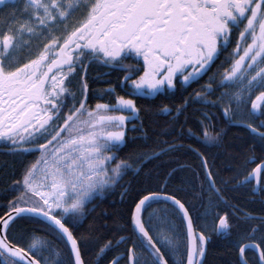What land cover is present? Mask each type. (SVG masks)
Returning <instances> with one entry per match:
<instances>
[{
  "label": "snow or ice",
  "instance_id": "obj_1",
  "mask_svg": "<svg viewBox=\"0 0 264 264\" xmlns=\"http://www.w3.org/2000/svg\"><path fill=\"white\" fill-rule=\"evenodd\" d=\"M4 9L14 13L0 27V144L13 155H38L13 181L0 215V264H92L86 248L95 227L81 232L80 220L95 196L119 186L132 169L117 152L127 122L139 119L136 97L167 95L206 76L196 98L250 134L246 160L255 166L237 184L264 192V0H0ZM225 54L221 71L209 75ZM129 59L135 66L125 64ZM94 64L126 74L103 93L109 102L93 106L87 69ZM217 91L216 100L207 99ZM186 108L187 101L161 112L179 116ZM202 115L199 135L188 134L222 146L225 129ZM197 155L214 195L209 204L229 206L207 159ZM154 202L163 206L145 220ZM237 212L213 211L212 231L235 237V264H264V215ZM129 215L131 234L97 245V264L122 245L123 256L109 264H169L168 253L179 257L174 264H207L209 238L175 195L138 196ZM18 228L20 240L13 238ZM246 249L258 258L250 262Z\"/></svg>",
  "mask_w": 264,
  "mask_h": 264
},
{
  "label": "trees",
  "instance_id": "obj_2",
  "mask_svg": "<svg viewBox=\"0 0 264 264\" xmlns=\"http://www.w3.org/2000/svg\"><path fill=\"white\" fill-rule=\"evenodd\" d=\"M11 9L0 10V27L9 18ZM3 27V26H2ZM225 56L217 62L209 75L221 71V64ZM126 65L135 66V60L125 61ZM126 73L111 67L94 64L87 69L90 103L94 106L97 102H109L110 97L103 93L110 86H118ZM208 77L199 83H193L176 91L169 90L163 96H138L137 106L140 108L139 119L128 121L126 126V143L121 146L117 155L121 159L128 160L132 169L119 182V186L106 190L102 195L95 196L86 206L88 214L80 220L79 230L87 231L95 227L93 238L87 244L88 259L92 264H97L95 250L102 244L105 238L116 240L118 234L128 236L131 234L130 211L138 196L148 194L151 191H159L169 195H175L189 209L194 228L199 231L204 229L208 236L207 264H235L237 251L235 237L227 234L219 235L212 231V223L215 219L211 213L224 210L236 213H247L252 216L264 215V192H253L255 185L237 184L236 178L242 180L240 175L245 168L255 166L252 160H246V147L250 140L247 129L238 125H227L219 108L205 107L203 99H197L195 93L200 91ZM219 80V77H217ZM216 87L215 85L213 86ZM220 91H223L221 89ZM117 92L124 93L117 87ZM220 95L207 97L208 100H216ZM187 101V108L181 115L171 116L161 112V108H180ZM212 114L217 127L225 129L223 145H205L196 136L189 135V129L196 133L199 122L203 119V113ZM175 117V118H174ZM135 126V127H134ZM183 130V135L179 133ZM175 144L176 150H169L170 145ZM197 152L202 153L208 162V169L213 173L216 187L224 191L229 206L219 202L218 207L213 208L209 204L214 195L208 191V183L205 168L201 164V158ZM158 153H161L158 155ZM38 154L25 153L13 155L7 147L0 144V215L5 212L8 200L12 198L11 186L15 179H19L24 168L32 163ZM158 155V156H156ZM257 151L255 156L258 158ZM143 157L140 164L135 161ZM136 168L142 171L136 172ZM224 181H228L225 185ZM125 189L127 190L125 194ZM123 197V198H122ZM163 205L153 203V207L145 214V220L153 212H159ZM178 229L182 230L179 217L175 218ZM36 228L46 232L40 224H24L23 229ZM23 234L21 229L14 230L13 238L20 240ZM171 235V233L169 234ZM51 239V237H48ZM182 243V239L180 241ZM126 245L114 247L105 255L99 264H109L117 256H123ZM63 250V246H60ZM167 252V249H162ZM246 257L250 262L257 259L251 250H246ZM169 264L179 257L168 253ZM0 257V261H2Z\"/></svg>",
  "mask_w": 264,
  "mask_h": 264
},
{
  "label": "bare ground",
  "instance_id": "obj_3",
  "mask_svg": "<svg viewBox=\"0 0 264 264\" xmlns=\"http://www.w3.org/2000/svg\"><path fill=\"white\" fill-rule=\"evenodd\" d=\"M159 154H161V153H158V155ZM158 155H156V156H158ZM86 214H88V210L86 209V213H85V216H86ZM85 218V217H84ZM84 218H82V219H84ZM219 235H222V234H219ZM247 250H251L255 255H256V257L258 258V254L256 253V251H254L253 249H247ZM117 257H121V255H119V256H117ZM116 257V258H117Z\"/></svg>",
  "mask_w": 264,
  "mask_h": 264
},
{
  "label": "water",
  "instance_id": "obj_4",
  "mask_svg": "<svg viewBox=\"0 0 264 264\" xmlns=\"http://www.w3.org/2000/svg\"><path fill=\"white\" fill-rule=\"evenodd\" d=\"M206 171V170H205ZM259 191V187L256 188V193ZM247 250V249H246ZM254 251H256L255 249H253ZM257 253V252H256ZM122 257V256H121Z\"/></svg>",
  "mask_w": 264,
  "mask_h": 264
},
{
  "label": "flooded vegetation",
  "instance_id": "obj_5",
  "mask_svg": "<svg viewBox=\"0 0 264 264\" xmlns=\"http://www.w3.org/2000/svg\"><path fill=\"white\" fill-rule=\"evenodd\" d=\"M4 21H2V23H3ZM4 25V23L3 24H1V27ZM207 252H208V245H207ZM207 255V254H206Z\"/></svg>",
  "mask_w": 264,
  "mask_h": 264
},
{
  "label": "rangeland",
  "instance_id": "obj_6",
  "mask_svg": "<svg viewBox=\"0 0 264 264\" xmlns=\"http://www.w3.org/2000/svg\"><path fill=\"white\" fill-rule=\"evenodd\" d=\"M12 13H14V10L11 9V13H10V14H12ZM10 14H9V15H10ZM129 121H131V120H129ZM127 123H128V122H127ZM126 126H127V124H126Z\"/></svg>",
  "mask_w": 264,
  "mask_h": 264
}]
</instances>
